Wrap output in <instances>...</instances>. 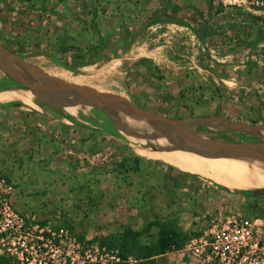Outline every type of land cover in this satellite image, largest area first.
I'll return each instance as SVG.
<instances>
[{
    "label": "rangeland",
    "instance_id": "1",
    "mask_svg": "<svg viewBox=\"0 0 264 264\" xmlns=\"http://www.w3.org/2000/svg\"><path fill=\"white\" fill-rule=\"evenodd\" d=\"M202 1L204 11L198 0L195 5L194 0H0V46L31 68L0 53V103L20 105L1 111L0 121L17 116L18 128L23 122L27 157L40 170L35 178L44 182L25 193L23 204L16 180L22 175L13 179L0 165V202L5 200L20 217L0 220L6 228L0 233V254L22 264H176L178 256L197 264H226L225 258L211 259V249L226 244L216 234L226 229V217L247 219L264 231V194L237 195L231 190L239 188L230 184L264 187V119L226 120L225 110L191 107L195 94L206 95L204 83L221 57L218 45L197 37L193 18H233L226 5H234ZM174 6L184 9L176 12ZM236 7L246 11L251 32L256 8ZM258 14L264 28V13ZM92 20L98 32L108 33L103 44L90 28ZM127 32L130 45L121 44ZM94 46L97 52L87 59L85 51ZM176 58L185 63V72L199 76L197 91L193 84L174 86L162 78V69H175ZM255 59L258 79H264L263 52ZM47 76L115 95L212 143L129 133L116 118L121 111L60 89ZM257 94L264 104V89ZM124 109L132 111L130 105ZM216 110L223 117L208 116ZM141 118L160 126L155 134L178 132ZM226 132L255 142H227ZM175 173L190 181H168ZM230 175L236 180L227 179ZM163 181L173 190H158ZM114 187L123 191L122 198L110 192ZM244 213L252 217H241ZM160 235L171 243L158 252ZM31 242L35 246L25 249Z\"/></svg>",
    "mask_w": 264,
    "mask_h": 264
},
{
    "label": "crops",
    "instance_id": "2",
    "mask_svg": "<svg viewBox=\"0 0 264 264\" xmlns=\"http://www.w3.org/2000/svg\"><path fill=\"white\" fill-rule=\"evenodd\" d=\"M197 4L200 5V9H202L203 11L207 8L205 1L198 0ZM193 5H195V0ZM234 6L226 5V12L231 13L233 15V18H227L226 20L221 21L209 20V22H205L204 20L201 22H197L196 19L193 18L194 24L197 25V31L195 32L197 37H199L203 42H209V45H218V51L220 54L219 56L221 57L219 61L214 63L213 68L211 69V71H209L210 74H208L207 76L208 81L204 83L207 88V90H205L206 95L202 93H200L201 95L195 94L194 96L196 97V100L194 98V100L191 101V107L203 108L204 106H206L207 109H217L221 112H224L225 110L226 120L236 118L240 121L245 120L247 122H255L264 119V104H259L261 97L260 94H257L264 89V79H260L262 80V82L258 79L261 78L262 75L259 76V74L261 73L258 72L259 67L257 66V62L259 61L255 59V57H260L261 52H263L264 54V28L262 27V22L260 21L258 16L262 15L258 13H264V10H251L253 11L252 16L254 17V21L252 22L254 29L251 28L250 32L247 30L248 27L246 26V22L243 16L246 11H244V9L242 8ZM174 9L176 12H178V10H181L180 12H182L184 7L174 6ZM191 10L194 11V7H191ZM192 17H195V14H192ZM175 19L177 18H174V20ZM208 19L209 18H207V20ZM144 23L147 22L144 21ZM90 28L93 29L97 37H99L100 43L103 44L107 38L108 33L101 34L100 31L98 32V28L95 23H91ZM200 30L201 33H199ZM128 33L129 32L125 33V35L121 38V44L130 45V42H126L129 40ZM117 44H119V42H117ZM97 48L98 46L88 48L85 51V55H87L86 58L91 60V55L94 52H97ZM180 51L181 49L178 48V53ZM248 57L249 59H247ZM252 58H254L253 61H251ZM202 63L204 64V62ZM248 63L254 65H252L251 67L248 65ZM184 64L185 63L181 59L176 58L175 64L173 65L175 69H162L164 73L162 78L166 83L168 81L170 84H174V86H178V84L184 83H189L191 85L193 84L196 86L197 91L199 89V82L196 80V78H198L199 76L190 75V72H185ZM202 92H204V90ZM200 97L203 100H199ZM19 106L20 105H18L16 102L0 103V115L4 114L1 112L3 110L7 109L8 111H11V109L18 108ZM217 110L213 111V115L209 114L208 116L216 115L215 117L218 118L223 117L222 113ZM228 110H238V112H235L234 114H228ZM20 112V116H24V112ZM232 116H234V118ZM9 118L10 119L6 120L8 123H3L0 121V165H4V171H6L9 174V177L13 179L18 173L22 175V179H16L17 188L22 192L18 193L17 195H20L19 199H22L26 192L35 191L36 189H40V187H43L44 182L43 180H38L35 178L36 174L38 175L40 170L38 166H36V162L32 161V156L29 158L27 157L28 154H26L25 150L28 138L24 132L23 122L21 123L20 128H18L16 127V123L20 120L19 117L16 116L14 119L12 116H10ZM62 118L63 117H61V119ZM12 124L15 128H12V126H10ZM126 131H129V133L131 132L130 130ZM134 131L136 130H132V133ZM146 133L147 136H156L157 140H160L161 138L165 139L162 134H155V130H148V132ZM133 138L134 140H139L137 137ZM167 138L168 137H166V139ZM14 139H16L14 143L16 148L13 147V143H10L11 141H14ZM47 139L50 142L49 137ZM261 143L262 142H260V144ZM262 144L264 145V143ZM51 147L53 146L51 145ZM38 148L42 149L40 146ZM14 149H16L17 152ZM49 171L50 169L46 168V172ZM172 179L180 180L181 185L184 179L189 180V178H185L183 176L181 177L177 173L167 177L168 181H171ZM47 183L48 182H46L45 184ZM158 187V190L163 189V191H166L168 193L173 190L174 186L171 187L170 182L166 183L163 181V183H160V186ZM110 192L114 193L117 198H119V196L122 198V195L124 194L122 190L118 189V187H114L110 190ZM235 194L244 195L240 192H235ZM25 199L23 198L22 201H24ZM27 200H25L23 204L27 203ZM240 216L243 218H246V216H248L249 218L252 217V214L244 213ZM128 219L132 221L133 217ZM178 259L179 260H177L176 264H197L194 261H187V258L183 256H178Z\"/></svg>",
    "mask_w": 264,
    "mask_h": 264
},
{
    "label": "built area",
    "instance_id": "3",
    "mask_svg": "<svg viewBox=\"0 0 264 264\" xmlns=\"http://www.w3.org/2000/svg\"><path fill=\"white\" fill-rule=\"evenodd\" d=\"M212 2L218 0H211ZM221 4L241 5L245 9L250 7L264 9V0H219ZM0 220L7 217H17L11 206L5 201L0 202ZM226 217V229H220L216 234L223 238L226 244L214 250L211 259L217 256L225 258L226 264H264V231L260 227H252L246 220L236 218L234 215ZM6 227H8L6 225ZM6 228L0 225V233ZM35 242H31L24 248H32ZM19 261V260H18ZM20 262V261H19Z\"/></svg>",
    "mask_w": 264,
    "mask_h": 264
},
{
    "label": "water",
    "instance_id": "4",
    "mask_svg": "<svg viewBox=\"0 0 264 264\" xmlns=\"http://www.w3.org/2000/svg\"><path fill=\"white\" fill-rule=\"evenodd\" d=\"M0 53H1V55L5 56V58L7 57L8 59L15 60L17 63H19L23 67L31 70V68L29 66H27L26 64L21 62L20 59H18L15 55L12 54V52L4 49L1 46H0ZM47 77L50 78L51 80H53L55 82V84L57 85V87H59L60 89L70 91V92L83 93L84 95L89 96L90 99L101 102V103L108 104L109 106H111V107H113L119 111L122 110L125 106L130 105L132 108V111L131 112L129 111L128 114L146 117L150 120H158L164 124H169V125L173 126L174 129L181 134L186 133V134H189L190 136L195 137V138L199 137V136H196L194 133L189 132V131L179 127L178 125H176L175 121H173L171 119H167L164 116L158 115V114L151 112V111H148L146 109L138 108L135 105H133L132 103H130L129 101H126V100L124 101V99L121 100L119 97H117L115 95L103 93L101 91H96L92 88L85 87V86H77L73 83L62 81V80L55 78V77H49V76H47ZM212 140H216V139H212ZM216 141L222 142V140H216ZM223 142H226V141H223ZM249 191H250L251 195H261V194H264V187L249 188Z\"/></svg>",
    "mask_w": 264,
    "mask_h": 264
},
{
    "label": "bare ground",
    "instance_id": "5",
    "mask_svg": "<svg viewBox=\"0 0 264 264\" xmlns=\"http://www.w3.org/2000/svg\"><path fill=\"white\" fill-rule=\"evenodd\" d=\"M15 76L17 77V73H14ZM121 112H119L117 115H116V118L120 124L121 127L125 128L126 130H130L132 132V130H136V131H140V132H143V133H146L148 132V130H157V128L160 129V126L155 122H152V121H147L145 120L144 118H141L137 115H132V114H128V110L126 109H122L120 110ZM131 112V111H130ZM183 125H188L189 123L188 122H182ZM181 137H180V136ZM163 136V135H162ZM164 137V136H163ZM166 138V137H164ZM170 139H172V141H178V142H182V141H188V142H197L199 140H201L202 142H210L212 143V141H208L209 139H205L204 137H198V138H195V137H192L190 136L189 134H181L179 132H170L169 134V137ZM177 145V144H176ZM181 145V144H179ZM181 155L183 156H186L184 153H180ZM190 163L195 164V162H191ZM217 173L220 177L221 174L219 172H215ZM229 180H236V177L235 176H232L230 175L229 178H227ZM231 185L233 186H236L237 188L239 189H249V188H254V187H261L259 184H256V183H239V182H232L230 183Z\"/></svg>",
    "mask_w": 264,
    "mask_h": 264
},
{
    "label": "trees",
    "instance_id": "6",
    "mask_svg": "<svg viewBox=\"0 0 264 264\" xmlns=\"http://www.w3.org/2000/svg\"><path fill=\"white\" fill-rule=\"evenodd\" d=\"M156 18H152L149 21H152ZM91 23H94L93 20ZM264 33V30H263ZM218 187L220 188H225V186L217 184ZM234 192H240L244 195H250V191L249 189H233ZM171 241H170V237L169 236H162L160 235L158 242H157V248L155 251H162L164 248H166L168 245H170ZM0 264H22L20 263L18 260H16L15 258H13L11 255L8 254H0Z\"/></svg>",
    "mask_w": 264,
    "mask_h": 264
},
{
    "label": "flooded vegetation",
    "instance_id": "7",
    "mask_svg": "<svg viewBox=\"0 0 264 264\" xmlns=\"http://www.w3.org/2000/svg\"><path fill=\"white\" fill-rule=\"evenodd\" d=\"M223 137H219V138H223ZM224 139H226L227 142H240V143H244V142H255V139L254 138L242 137V135H239V134H230L228 132H226V137L223 138V140Z\"/></svg>",
    "mask_w": 264,
    "mask_h": 264
}]
</instances>
